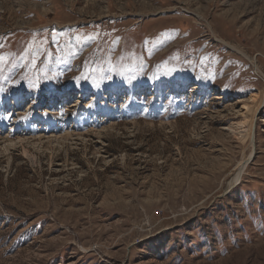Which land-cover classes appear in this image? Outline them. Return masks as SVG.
Instances as JSON below:
<instances>
[{"label": "rangeland", "instance_id": "rangeland-1", "mask_svg": "<svg viewBox=\"0 0 264 264\" xmlns=\"http://www.w3.org/2000/svg\"><path fill=\"white\" fill-rule=\"evenodd\" d=\"M0 57V264H264V0H0Z\"/></svg>", "mask_w": 264, "mask_h": 264}, {"label": "bare ground", "instance_id": "bare-ground-1", "mask_svg": "<svg viewBox=\"0 0 264 264\" xmlns=\"http://www.w3.org/2000/svg\"><path fill=\"white\" fill-rule=\"evenodd\" d=\"M251 62L253 64V60H251ZM254 70L256 73L258 72L261 74V70H259L257 68L256 64H254ZM263 78H264V75H263ZM263 96H264V89H262L261 91H258V92L253 91L252 93H250V98L253 102V106L250 107L248 104H244V106H243L244 112H243L242 120L234 123V126H235L234 129L235 130H236V128L238 129L237 131L234 132V134L236 136H238V138H240V140L249 142L248 145H250V146H252L253 136H255V135H253L254 134L253 133L254 114H255V112H257L256 110H258L257 107L263 102ZM243 165H244L243 162L239 163L238 171L234 175V177H235L234 179H237L239 177V174L243 168Z\"/></svg>", "mask_w": 264, "mask_h": 264}, {"label": "snow or ice", "instance_id": "snow-or-ice-1", "mask_svg": "<svg viewBox=\"0 0 264 264\" xmlns=\"http://www.w3.org/2000/svg\"><path fill=\"white\" fill-rule=\"evenodd\" d=\"M43 43V42H42ZM39 50H37V52H38ZM3 59V57H0V60H2ZM31 63H32V65L33 66H35V64H36V59L35 58H33L32 59V61H31Z\"/></svg>", "mask_w": 264, "mask_h": 264}]
</instances>
